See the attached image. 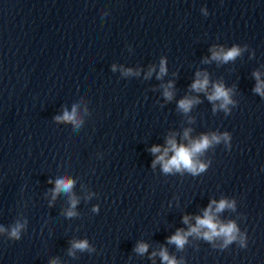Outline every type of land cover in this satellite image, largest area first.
Returning a JSON list of instances; mask_svg holds the SVG:
<instances>
[{
	"label": "water",
	"instance_id": "water-1",
	"mask_svg": "<svg viewBox=\"0 0 264 264\" xmlns=\"http://www.w3.org/2000/svg\"><path fill=\"white\" fill-rule=\"evenodd\" d=\"M233 47L234 59H212ZM257 74L264 82V0H0V264H166L161 249L177 264H264ZM205 75L208 88L192 89ZM215 84L227 110L208 99ZM185 97L197 101L188 112ZM74 106L78 126L56 120ZM224 133L195 157L201 172L153 166L150 149L170 138ZM60 178L73 187L53 198ZM220 200L234 207L216 212ZM210 204L235 241L169 243Z\"/></svg>",
	"mask_w": 264,
	"mask_h": 264
},
{
	"label": "clouds",
	"instance_id": "clouds-1",
	"mask_svg": "<svg viewBox=\"0 0 264 264\" xmlns=\"http://www.w3.org/2000/svg\"><path fill=\"white\" fill-rule=\"evenodd\" d=\"M240 54V49L238 47H233L228 51H224L221 49L220 51H214L212 54V59L214 60H221L224 62H227L229 60L234 59L236 56ZM130 71V70H129ZM166 67H165V61L161 60L160 64V73L158 78L166 74ZM200 75L199 73L197 74ZM257 85L254 89L255 92L259 93L261 96H264V82L259 81V74H257ZM209 80L207 78V75L203 77V79H197L193 82L191 85L192 89L195 91H205L208 88ZM172 85L169 83V85L165 88L164 96L166 99H171L173 96L171 89ZM208 99L210 101H221L220 104L221 108H224L227 110V105L232 103V100L229 95V90H227L223 84H215L213 85V91L208 96ZM197 101L185 97L184 99H181L178 103V107L182 109L184 112H188L192 105L196 103ZM57 121H67V122H73L76 123L78 126V122L76 121V108L73 107V110L71 113L68 111H65L63 116L56 117ZM188 137V131H185V138ZM221 139H224L227 141L229 139V136L227 133L223 134V137L212 134L211 137L208 135H203L197 140H193L190 142L189 145L185 146L183 144L178 145L175 139H168L167 141V147L161 150L160 146H153L150 151L153 154L161 153L160 155L156 156V160L153 161V166L156 163H160L162 165L163 171L165 173L172 172L173 169L180 171L181 169H186L189 172H192L193 174H196L198 172H201L205 169L206 165L202 163H198V161L195 159L197 154L202 153L204 150H206L212 143H219ZM169 152L173 153L171 157H169ZM74 181L67 178H60L56 180L55 182V189L53 190V198L59 193H69L73 187ZM212 203L216 204L215 211L220 212L223 211L225 208H232L234 207V204L227 201V200H220L218 203L213 201ZM72 208L75 207L76 201L73 200L71 202ZM67 215L69 217H72L75 215V213L71 210L67 212ZM184 222H188V217L184 218ZM22 227V225L15 226L11 231V236L13 238L18 239L19 238V230ZM201 229H205L206 231H203L201 233ZM238 228L234 222H228L227 224L221 223L218 220H216L215 216L212 212V206L209 205L208 209L205 210L204 216L197 217L196 218V225L191 227L188 232H183L182 230H178L175 235L171 236L169 238V243H174L178 248H183L185 245L186 237L188 235H191L193 233H196L198 235L202 234L203 238L211 241L215 237H223L224 238V245H228L235 241L237 239V233ZM241 244L243 246V240H241ZM72 247L74 249H80L85 250L88 248L87 241H77L74 242ZM147 245L146 244H138L136 247V251L140 254H143L147 251ZM71 254V253H70ZM160 256L166 264H177L176 260L174 258H170L167 254V251L165 249H161Z\"/></svg>",
	"mask_w": 264,
	"mask_h": 264
}]
</instances>
